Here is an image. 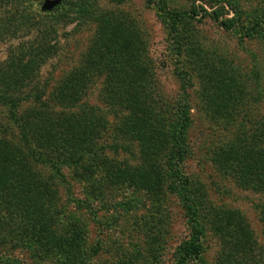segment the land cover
Here are the masks:
<instances>
[{"label": "rangeland", "instance_id": "rangeland-1", "mask_svg": "<svg viewBox=\"0 0 264 264\" xmlns=\"http://www.w3.org/2000/svg\"><path fill=\"white\" fill-rule=\"evenodd\" d=\"M52 1L45 8L44 0H0V95L12 94L8 75L18 70L33 81L13 94L29 97L23 108L37 105L36 94L53 103L65 79L101 58L103 32L121 26L137 33L155 83L153 113L166 123L167 147L157 160L162 184L153 197L136 183L101 184L103 170L92 162L86 172L79 162L62 166L63 180L53 187L61 211L49 226L60 247L18 232L0 248V264H176L194 228L203 229L202 254L191 264H264V187L239 183L213 161L214 152L230 143L264 140V0H162L171 12L197 9L198 15L176 20L158 9L160 0ZM22 16L31 17L28 25ZM221 19L234 26L225 29ZM33 48L46 54L43 64L30 73L13 70L34 57ZM91 66L80 101L100 118L89 140L95 145L91 159L118 161L127 172L140 168L139 138L125 128L131 110L106 103L109 71ZM9 108L0 102V140L20 144ZM181 126L186 153L169 161L180 140L170 132ZM42 169L47 177L52 173ZM232 238L240 240L236 247L227 242Z\"/></svg>", "mask_w": 264, "mask_h": 264}, {"label": "trees", "instance_id": "trees-1", "mask_svg": "<svg viewBox=\"0 0 264 264\" xmlns=\"http://www.w3.org/2000/svg\"><path fill=\"white\" fill-rule=\"evenodd\" d=\"M17 1L22 2V0H13V2ZM53 4L55 2L52 0H44L43 5L45 8H50ZM158 4V9L170 14L174 20L185 15L189 17L198 15L197 9L182 13L171 12L164 1L160 0ZM214 15L220 19L219 12L215 11ZM15 19V26H19V18ZM25 20L31 21V17H21V22L24 21V24L28 25ZM255 24L259 25V21ZM221 25L228 30L234 26V22L232 19H221ZM118 27L119 30L112 28L103 32L100 42V50L103 52L101 58L89 62L83 71L78 74L73 73L65 79L55 92L53 103L39 99L36 94L32 97L37 99V105L34 108H23V103L27 102L29 97L13 94L19 90V84L25 86L26 83L33 81L26 72L19 73L18 70L15 74L13 71L8 75L10 81L7 88L12 94L8 95L7 91L2 93L0 102L10 107L9 112L20 135V144L5 138L0 140V248L7 240L16 238L18 232L30 234L27 240L37 241L39 245L51 244L52 247H60L56 242L59 240L53 237L49 226L54 214L61 211L56 206V191L53 187L56 180V182L63 180L62 166L79 162L81 168L86 170V165L90 166L92 162L103 170V177L99 179L101 184L122 180L142 185L148 193L153 192V197L158 193L157 187L162 184L158 169L162 168L159 167L157 160L167 147L166 123L164 119L153 113L155 83L150 74L151 68L143 56V39L138 37L137 33L132 35L126 28ZM21 28L19 27V30ZM251 32H247L248 35H251ZM32 50L35 53L34 57L22 66L13 65V70L15 67L31 72L35 70L37 62L39 65L43 64L46 54L42 55L41 50L37 48ZM98 64L109 71L106 103L129 106L132 115L125 128L128 134L135 135L140 141L143 166L129 172L118 161L107 158L91 159L95 145H91L89 140L93 139L95 135L93 129L100 118L94 115L96 110L93 107L80 101L90 80L86 70L92 67L91 65L98 67ZM205 76L214 80L208 74ZM213 89L215 90L214 87ZM217 90L215 99L213 97L214 104L219 94ZM208 92L209 90L205 89L204 95L207 96ZM183 126L186 127L184 124ZM183 126L180 129L175 127L170 132L172 139L180 136V140L175 145L173 156L169 161H174L176 156L181 159L186 153L183 151L185 144H182L185 143ZM263 144V137L246 138L237 144L230 143L214 152L213 161L222 171L237 178L239 183L264 187ZM43 167L50 168L52 173L48 177ZM54 170L61 179L53 174ZM91 173L94 176V173ZM189 207L193 211L192 206ZM231 216L233 215L228 216L229 222ZM212 218L216 219L215 214ZM202 234V228H194L192 238L183 242L178 248L176 264H191V261L201 256ZM238 241L240 240L232 238L227 242L236 247ZM228 258L225 259L226 263Z\"/></svg>", "mask_w": 264, "mask_h": 264}]
</instances>
